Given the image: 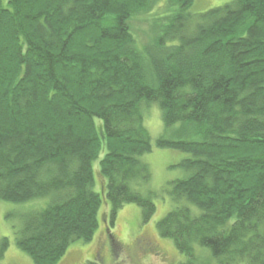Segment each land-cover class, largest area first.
<instances>
[{
  "label": "trees",
  "instance_id": "16d2710c",
  "mask_svg": "<svg viewBox=\"0 0 264 264\" xmlns=\"http://www.w3.org/2000/svg\"><path fill=\"white\" fill-rule=\"evenodd\" d=\"M154 1L0 0V201L53 197L14 232L34 264L92 239L101 151L110 222L130 203L150 220L155 204L137 188L149 179L151 104L186 137L156 146L188 153L179 166L191 171L170 183L158 236L185 255L178 264H213L197 246L215 264H264V0L200 14L194 0H169L176 9L154 17L138 47L130 20Z\"/></svg>",
  "mask_w": 264,
  "mask_h": 264
},
{
  "label": "rangeland",
  "instance_id": "374dc122",
  "mask_svg": "<svg viewBox=\"0 0 264 264\" xmlns=\"http://www.w3.org/2000/svg\"><path fill=\"white\" fill-rule=\"evenodd\" d=\"M229 1L194 0L189 12L204 13ZM175 9L176 6L171 5L169 0H155L149 10L134 15L130 20V26L137 46L141 47L149 41L150 22L154 17L172 13ZM142 116L143 126L153 147L150 152L140 157L148 167L149 179L137 190L143 196L151 195L155 204L154 214L149 221L143 223L141 209L130 203L123 205L115 214L112 223L110 222L111 206L104 194L106 181L99 174V160L104 154V151H101L98 158L92 162L93 191L101 197L97 212V228L90 241L72 242L56 264H178L186 260L185 255L177 251L172 240L159 237L156 231V223L174 207L169 194L170 183L187 178L191 171L179 166L182 160L190 158L188 153L159 148L155 143L161 136L185 139L182 134L183 125L176 123L165 127L162 112L155 104L143 105ZM94 121L98 128L101 121L99 119ZM52 199L53 197L46 196L20 203L0 201V241L2 238L8 240L7 247L0 251V264H34L30 257L16 246L14 232L21 227L26 213L44 209L51 204ZM193 210L199 212L196 208ZM108 235L113 240L112 252L108 246ZM195 251L197 256L216 263L208 248L197 246Z\"/></svg>",
  "mask_w": 264,
  "mask_h": 264
},
{
  "label": "flooded vegetation",
  "instance_id": "af4514ba",
  "mask_svg": "<svg viewBox=\"0 0 264 264\" xmlns=\"http://www.w3.org/2000/svg\"><path fill=\"white\" fill-rule=\"evenodd\" d=\"M108 246L110 247V251H111L112 250L111 248L113 247V240H112V237H110V236H108ZM99 260H100V258H99Z\"/></svg>",
  "mask_w": 264,
  "mask_h": 264
}]
</instances>
